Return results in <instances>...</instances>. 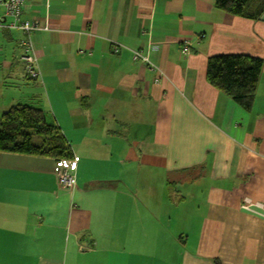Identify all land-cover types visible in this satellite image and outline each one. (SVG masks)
I'll list each match as a JSON object with an SVG mask.
<instances>
[{
  "label": "crops",
  "instance_id": "1",
  "mask_svg": "<svg viewBox=\"0 0 264 264\" xmlns=\"http://www.w3.org/2000/svg\"><path fill=\"white\" fill-rule=\"evenodd\" d=\"M215 1L22 0L40 79L2 31L0 117L42 110L79 160L69 192L0 152V264H264V14ZM220 55L262 60L250 111L207 83Z\"/></svg>",
  "mask_w": 264,
  "mask_h": 264
},
{
  "label": "trees",
  "instance_id": "2",
  "mask_svg": "<svg viewBox=\"0 0 264 264\" xmlns=\"http://www.w3.org/2000/svg\"><path fill=\"white\" fill-rule=\"evenodd\" d=\"M215 8L233 17L258 21L264 14V0H216ZM261 68L262 60L258 58L214 56L207 60L205 78L217 92L241 109L250 111ZM0 152L46 157L54 161L72 158L56 123L42 110L26 105H15L1 115Z\"/></svg>",
  "mask_w": 264,
  "mask_h": 264
},
{
  "label": "built area",
  "instance_id": "3",
  "mask_svg": "<svg viewBox=\"0 0 264 264\" xmlns=\"http://www.w3.org/2000/svg\"><path fill=\"white\" fill-rule=\"evenodd\" d=\"M22 0H0V32L4 30H19L23 33V38L19 47L21 54L20 62L23 64V72L25 75L33 79H39L40 73L37 67V61L33 53V44L31 34L37 30L36 25L31 22H20L22 13ZM181 53L188 55L190 52V42L188 39L180 41ZM117 53L115 49L113 51ZM147 61L139 52H133V60ZM78 158L72 155L70 159H59L54 165V176L56 178L57 186L71 192L76 187V170Z\"/></svg>",
  "mask_w": 264,
  "mask_h": 264
},
{
  "label": "bare ground",
  "instance_id": "4",
  "mask_svg": "<svg viewBox=\"0 0 264 264\" xmlns=\"http://www.w3.org/2000/svg\"><path fill=\"white\" fill-rule=\"evenodd\" d=\"M27 76V75H26ZM28 78H30L29 76H27ZM30 79H33V78H30ZM40 79V78H39ZM39 79H33V80H39ZM55 162L56 161H54V165H55Z\"/></svg>",
  "mask_w": 264,
  "mask_h": 264
},
{
  "label": "rangeland",
  "instance_id": "5",
  "mask_svg": "<svg viewBox=\"0 0 264 264\" xmlns=\"http://www.w3.org/2000/svg\"><path fill=\"white\" fill-rule=\"evenodd\" d=\"M32 40V39H31ZM75 189V188H74Z\"/></svg>",
  "mask_w": 264,
  "mask_h": 264
}]
</instances>
